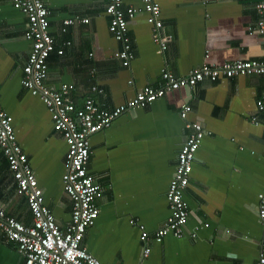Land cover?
<instances>
[{
	"label": "crops",
	"instance_id": "obj_1",
	"mask_svg": "<svg viewBox=\"0 0 264 264\" xmlns=\"http://www.w3.org/2000/svg\"><path fill=\"white\" fill-rule=\"evenodd\" d=\"M259 1L158 0L161 33L169 37L166 49L159 51L139 12L128 25L135 56L123 67L115 56L119 43L108 30L107 0H45L55 48H63L62 54L54 51L48 57L46 82L72 83L77 106L92 96L112 107L145 85H159L163 69L182 76L201 63L262 58L264 37L249 30L258 20ZM123 4L138 7L141 2ZM74 15L89 20L62 32L63 19ZM26 22L10 0H0V103L12 117L44 203L65 226L71 207L62 188L67 144L54 130L45 104L20 82L30 49ZM93 83L104 89L103 95L90 90ZM263 90V75L203 79L194 88L174 89L146 107L125 111L92 134L88 172L103 194L98 216L82 240L87 251L103 264L140 263V228L130 219L150 234L164 223L165 192L187 134L179 109L188 103V119L199 121L205 132L185 190L188 219L181 237L169 234L153 242L147 264H255L262 237L258 195L264 191V111H257L255 100ZM0 204L7 214L31 223L1 147ZM0 264H24L14 242L0 240Z\"/></svg>",
	"mask_w": 264,
	"mask_h": 264
},
{
	"label": "built area",
	"instance_id": "obj_2",
	"mask_svg": "<svg viewBox=\"0 0 264 264\" xmlns=\"http://www.w3.org/2000/svg\"><path fill=\"white\" fill-rule=\"evenodd\" d=\"M14 8L26 17L24 37L30 42L26 63L22 66L20 82L33 95H37L49 111L52 126L65 140L67 150L63 158L64 171L62 188L70 200V220L65 226L59 225L44 203L42 188L29 166L27 156L17 141L12 125V117L4 111L0 103V147L7 160L9 170L18 195L26 198L31 213V223L24 224L7 214L0 204V240L14 242L24 264H103L82 244L88 227L98 216L97 200L103 194V186L88 172L92 154L90 136L104 128L119 115L130 109L146 107L166 92L179 88H194L203 79L215 81L220 77L233 78L241 75H263L264 56L259 59H233L220 65L201 63L185 75L176 76L163 69L159 85H145L133 97L109 107L106 100L88 96L80 106L72 99V83L61 82L50 85L47 59L56 51L55 39L49 31V9L45 0H10ZM140 6H125L123 0H107L104 13L107 15L108 30L119 43L115 56L123 67H129L134 59V48L128 34L129 21L139 12L151 28V40L158 44L159 51L167 47L168 36L161 33V7L158 0H139ZM259 15L255 24L249 27L252 32L264 37V0L256 4ZM87 17L74 15L62 21V32L76 22H87ZM66 45L70 41L64 42ZM94 68L91 67V73ZM131 82V81H130ZM93 93L103 95L104 89L95 83L90 87ZM257 111H264V90L255 100ZM191 106L181 105L179 116L185 121L187 134L180 146L174 171L165 192L168 215L164 223L150 234L139 221L130 223L140 228L141 261L147 264L152 253V244L160 243L166 235L181 237L189 211L185 190L189 184L195 153L204 137V129L199 121L188 119ZM255 123L258 120L254 117ZM258 216L262 230L258 257L255 264H264V191L258 195ZM195 236V234H192Z\"/></svg>",
	"mask_w": 264,
	"mask_h": 264
},
{
	"label": "water",
	"instance_id": "obj_3",
	"mask_svg": "<svg viewBox=\"0 0 264 264\" xmlns=\"http://www.w3.org/2000/svg\"><path fill=\"white\" fill-rule=\"evenodd\" d=\"M189 89V88H188Z\"/></svg>",
	"mask_w": 264,
	"mask_h": 264
}]
</instances>
